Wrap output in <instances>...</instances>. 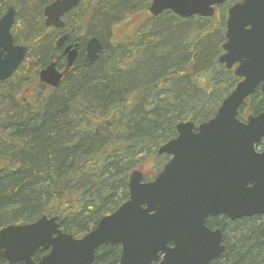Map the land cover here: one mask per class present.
Returning <instances> with one entry per match:
<instances>
[{
	"label": "trees",
	"instance_id": "obj_1",
	"mask_svg": "<svg viewBox=\"0 0 264 264\" xmlns=\"http://www.w3.org/2000/svg\"><path fill=\"white\" fill-rule=\"evenodd\" d=\"M53 1L0 0L16 9L14 40L28 47L17 71L0 82V228L48 215L82 237L128 200L133 171L151 157L162 169L168 156L158 150L177 136V124L213 118L239 78L219 62L226 6L218 17L183 19L171 11L151 16V0H84L55 29L43 15ZM122 23L133 30L116 38ZM65 33L80 43L79 55L50 89L38 74L53 59L64 65L55 41ZM91 36L103 43L92 64L85 60ZM262 111L258 88L240 119ZM213 224L227 247L210 264H264V216ZM120 253L119 245L102 247L92 264H117Z\"/></svg>",
	"mask_w": 264,
	"mask_h": 264
},
{
	"label": "water",
	"instance_id": "obj_2",
	"mask_svg": "<svg viewBox=\"0 0 264 264\" xmlns=\"http://www.w3.org/2000/svg\"><path fill=\"white\" fill-rule=\"evenodd\" d=\"M83 0H54L44 9L45 25L62 28L63 17ZM229 0H152L153 17L172 11L181 18L212 17L215 5ZM228 12L227 42L219 62L241 78L222 101L215 116L195 125L177 124V136L158 154L171 156L152 181L135 170L129 177V199L100 219L81 238L64 232L57 216L43 215L27 224L0 229V258L24 264H92L103 245L120 244L118 264H210L225 251L221 230L207 226L210 216L232 221L264 215V111L239 118L240 108L260 87L264 92V0H240ZM16 9L9 6L0 18V81L9 79L26 57L27 46L14 41ZM69 34L55 45L63 48L65 70L54 61L39 72L40 81L58 87L78 58V42L65 45ZM103 51L97 36L85 44V59L94 63ZM196 128V129H195ZM172 245V246H171ZM39 249L48 250L38 262Z\"/></svg>",
	"mask_w": 264,
	"mask_h": 264
},
{
	"label": "flooded vegetation",
	"instance_id": "obj_3",
	"mask_svg": "<svg viewBox=\"0 0 264 264\" xmlns=\"http://www.w3.org/2000/svg\"><path fill=\"white\" fill-rule=\"evenodd\" d=\"M239 2H241L240 0H229V1H226V2H224L223 4H220V5H216L215 6V10H216V15H215V17H218L219 15H217V12L218 11H220V8L222 7V6H226V21H225V35H224V41H223V44H222V52H221V54L222 53H224L225 51L223 50V45L227 42V34H226V32H227V20H228V12H229V9L233 6V5H235V4H237V3H239ZM213 18V17H212ZM220 54V55H221ZM221 64H223V63H221ZM224 66H225V68L226 69H228V70H231V71H233V72H235V70H236V68L239 66V64L238 63H235L231 68H227L226 67V64H223ZM264 140L262 141V143L257 147V151L258 152H264ZM263 147V148H262ZM223 216L224 217H227L226 215H219V216H216V217H209L208 219H207V225H208V227L209 228H211L212 230H221V232H222V234H223V245L225 246V251H226V240H225V236H224V232H223V230L220 228V227H217L216 225H214L213 223H214V220H216V219H219V218H223ZM228 219H229V217H227ZM110 245H112V244H110ZM115 245H119L120 246V248H121V245L120 244H115ZM105 246H109V245H103V246H101V247H99L98 249H97V251L99 250V249H101L102 247H105ZM97 251H96V253H97ZM224 251V252H225ZM38 253H42V255H41V257L43 256V255H45L46 253H48V251H44V250H41L40 252L39 251H37L36 252V254L34 255V257H33V259H34V261H36V262H38L39 260H40V258H38L37 257V254ZM121 254H122V250H121V253H120V259H121ZM224 253H222L221 255H223ZM162 254H160L159 255V261L162 259ZM220 257V256H219ZM120 259H119V261H118V263L120 262ZM1 260H3V259H1ZM6 261V260H5ZM7 262V261H6ZM8 263V262H7ZM117 263V264H118ZM8 264H10V263H8ZM11 264H24L23 262H17V263H11ZM154 264H158V261L157 262H154Z\"/></svg>",
	"mask_w": 264,
	"mask_h": 264
},
{
	"label": "rangeland",
	"instance_id": "obj_4",
	"mask_svg": "<svg viewBox=\"0 0 264 264\" xmlns=\"http://www.w3.org/2000/svg\"><path fill=\"white\" fill-rule=\"evenodd\" d=\"M6 9H5V7H4V5H2L1 3H0V14H3L4 13V11H5ZM221 14V12L220 11H218L217 12V15H220ZM18 24L16 23L15 25H14V27H13V32H14V29H15V27L17 26ZM132 30H133V28H131V26L129 25V24H126V23H122V24H120L119 26H118V29H117V31H116V38H118L119 37V35L121 34V32L123 33L124 31H129V32H126L125 34H129V33H131L132 32ZM131 31V32H130ZM85 34H86V31L84 30V29H82L81 30V32L79 33V36L80 37H83V36H85ZM112 43V42H111ZM33 92H35V91H33V90H30L28 93V95H32V93ZM264 147V146H263ZM262 147V148H263ZM168 161V160H167ZM166 161V162H167ZM165 164V163H164ZM163 164V165H164ZM143 174H144V176H145V178L146 179H152V178H154L157 174H158V172L159 171H157V169H156V161H154V158L153 157H151V158H149L146 162H145V164L144 165H142L141 167H140V169H139ZM237 228H235V227H231V228H227V230H226V232H227V235L229 234L230 235V240H232L233 239V237H234V230H236Z\"/></svg>",
	"mask_w": 264,
	"mask_h": 264
},
{
	"label": "bare ground",
	"instance_id": "obj_5",
	"mask_svg": "<svg viewBox=\"0 0 264 264\" xmlns=\"http://www.w3.org/2000/svg\"><path fill=\"white\" fill-rule=\"evenodd\" d=\"M50 33V32H49ZM54 61H56V59L54 60H51L48 64H50V63H52V62H54ZM46 67V66H45ZM45 67H43L42 69H44ZM42 69H40V71L42 70Z\"/></svg>",
	"mask_w": 264,
	"mask_h": 264
}]
</instances>
